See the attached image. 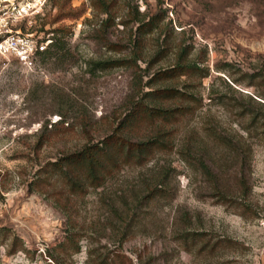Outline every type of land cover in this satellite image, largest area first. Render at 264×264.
Masks as SVG:
<instances>
[{
	"label": "rangeland",
	"instance_id": "obj_1",
	"mask_svg": "<svg viewBox=\"0 0 264 264\" xmlns=\"http://www.w3.org/2000/svg\"><path fill=\"white\" fill-rule=\"evenodd\" d=\"M40 2L16 28L67 44L0 58V264H264V0ZM124 121L151 149L101 185L54 165Z\"/></svg>",
	"mask_w": 264,
	"mask_h": 264
},
{
	"label": "trees",
	"instance_id": "obj_2",
	"mask_svg": "<svg viewBox=\"0 0 264 264\" xmlns=\"http://www.w3.org/2000/svg\"><path fill=\"white\" fill-rule=\"evenodd\" d=\"M107 21L108 19L105 20V22ZM151 22H153V19H150L148 24H151ZM51 40L52 42L48 49L41 56V62L50 56L56 55L57 53L59 54V52L66 48L67 42L65 41V36L54 34ZM106 65L104 62L98 63V66L101 68L107 67ZM189 65L190 64H187V68ZM178 68H174L173 71H177L180 75L182 74V69ZM170 93L171 90L169 89H158L146 92L135 102V106L129 114L128 122L135 119L137 116H141L143 113H148L147 106L144 102L146 95H171ZM60 120L62 123L66 122V119L63 117ZM128 122L124 121V126L115 129L113 133L106 135L97 143L85 144L81 150L60 157L59 160L54 162V165L59 166V169L65 174V176L69 177L72 182H76V179L77 181L79 180L78 172H81L82 178H84L85 181L91 180L92 182H96L97 185H101L109 175L113 174L114 169L121 166L123 162L130 161V159L133 160L140 158L151 149L147 147L148 144H146V142L133 141L126 135L125 128H127V124L125 126V123ZM163 187L164 186L161 185L160 188L156 187L148 190L146 197L149 200L154 199L156 194L164 192Z\"/></svg>",
	"mask_w": 264,
	"mask_h": 264
},
{
	"label": "built area",
	"instance_id": "obj_3",
	"mask_svg": "<svg viewBox=\"0 0 264 264\" xmlns=\"http://www.w3.org/2000/svg\"><path fill=\"white\" fill-rule=\"evenodd\" d=\"M4 1L13 6L0 11V58L6 60L12 58L24 70L37 74L41 71V56L52 40L23 32L16 28V23L30 15L41 13L43 4L40 0L17 4L15 0Z\"/></svg>",
	"mask_w": 264,
	"mask_h": 264
}]
</instances>
